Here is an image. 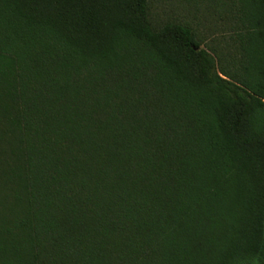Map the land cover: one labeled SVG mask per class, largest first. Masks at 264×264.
I'll list each match as a JSON object with an SVG mask.
<instances>
[{
    "label": "trees",
    "instance_id": "16d2710c",
    "mask_svg": "<svg viewBox=\"0 0 264 264\" xmlns=\"http://www.w3.org/2000/svg\"><path fill=\"white\" fill-rule=\"evenodd\" d=\"M207 10L0 0V264H264V0Z\"/></svg>",
    "mask_w": 264,
    "mask_h": 264
},
{
    "label": "rangeland",
    "instance_id": "374dc122",
    "mask_svg": "<svg viewBox=\"0 0 264 264\" xmlns=\"http://www.w3.org/2000/svg\"><path fill=\"white\" fill-rule=\"evenodd\" d=\"M151 21L155 26L173 21L185 23L200 33L205 43L215 37L209 30L207 0H148Z\"/></svg>",
    "mask_w": 264,
    "mask_h": 264
}]
</instances>
